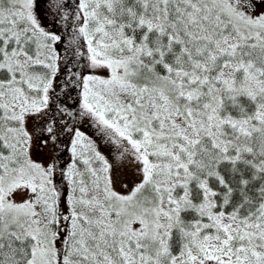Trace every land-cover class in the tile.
I'll return each mask as SVG.
<instances>
[{
  "label": "snow or ice",
  "instance_id": "1",
  "mask_svg": "<svg viewBox=\"0 0 264 264\" xmlns=\"http://www.w3.org/2000/svg\"><path fill=\"white\" fill-rule=\"evenodd\" d=\"M261 5L0 0V264H264Z\"/></svg>",
  "mask_w": 264,
  "mask_h": 264
},
{
  "label": "rangeland",
  "instance_id": "2",
  "mask_svg": "<svg viewBox=\"0 0 264 264\" xmlns=\"http://www.w3.org/2000/svg\"><path fill=\"white\" fill-rule=\"evenodd\" d=\"M62 2H64V0H62ZM66 2L74 3L75 0H66ZM38 3H39L38 11L41 13L42 18L45 16L47 17V20H45V23L48 24V26H52L51 21L53 20V15L49 11H46L48 9L50 0H38ZM261 7H264V5H261ZM74 27H75V21L72 18H69L67 21H60L58 24L55 25V29L58 32H60L63 37V44L59 46L62 50L61 51L62 56L64 54L63 49H65V46H68V47L72 46L69 52H72L75 50L76 44L73 43ZM74 92L75 91H73V95H74ZM71 96H72V92H71ZM85 130L88 131L89 134H92L93 132V130H88V129H85ZM58 141L63 142L62 147L64 148L70 147V139L67 133H64L62 135L58 134ZM102 150L106 151V149L104 148H102ZM50 152H51V146H49V148L40 149L39 141L34 142V158L35 159L43 160L47 162V160L49 159ZM69 158H70V154L67 151H64L62 155V160L67 161L69 160Z\"/></svg>",
  "mask_w": 264,
  "mask_h": 264
},
{
  "label": "trees",
  "instance_id": "3",
  "mask_svg": "<svg viewBox=\"0 0 264 264\" xmlns=\"http://www.w3.org/2000/svg\"><path fill=\"white\" fill-rule=\"evenodd\" d=\"M71 48H72V46H69V47H68V46H65V49L70 50ZM65 54H66V53H64L63 55H65ZM70 67H71V65H70ZM75 94H76V92H74V95H73V92H72V98H73V100H74L75 97H76ZM67 103H69V104L72 103V100H68Z\"/></svg>",
  "mask_w": 264,
  "mask_h": 264
},
{
  "label": "flooded vegetation",
  "instance_id": "4",
  "mask_svg": "<svg viewBox=\"0 0 264 264\" xmlns=\"http://www.w3.org/2000/svg\"><path fill=\"white\" fill-rule=\"evenodd\" d=\"M84 127H85V129L92 130V129H90V128H87V126H86V125H85Z\"/></svg>",
  "mask_w": 264,
  "mask_h": 264
}]
</instances>
